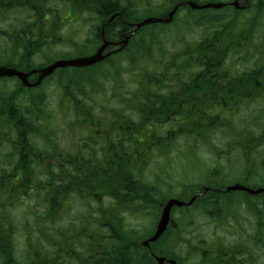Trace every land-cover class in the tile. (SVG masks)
Wrapping results in <instances>:
<instances>
[{
  "label": "trees",
  "instance_id": "obj_1",
  "mask_svg": "<svg viewBox=\"0 0 264 264\" xmlns=\"http://www.w3.org/2000/svg\"><path fill=\"white\" fill-rule=\"evenodd\" d=\"M185 1L0 0L1 66L27 72L52 62L49 53H59L53 50L58 43L69 46L74 55H63L71 58L91 54L103 39L117 43L129 35L125 46L104 59L57 68L36 87L23 86L15 76L0 77V145L10 144L0 155V264H72V256L79 264H156L152 255L172 256L158 247L161 242L169 247L170 226L148 247L141 242L170 197L187 201L201 194L172 207L185 225L199 210L219 222L236 219L244 208L255 216V229L264 231V191H225L222 165L196 167L203 164L200 149L217 133L222 144L209 152L228 159L236 149L244 161L240 183L264 188V108L235 121L242 107L264 98V0H249L244 9L229 4L232 0H194L225 3L216 9H192ZM175 5L172 21L148 23L130 34L136 22L164 17ZM65 15L91 24L81 39L60 36ZM191 29L200 30L198 38L187 37ZM255 32L263 34L259 42ZM237 54L245 62L257 56L256 62L236 71L227 60ZM36 58L46 62L37 64ZM9 80L16 83L7 87ZM48 89L63 98V110L68 109L63 116L74 128H88L75 150L60 144L56 119L44 107ZM181 157L190 163L185 178L171 171ZM253 179L259 183L249 185ZM29 187L43 223L35 230L24 227L21 261L13 208ZM71 204L83 212L70 220L89 225L53 235ZM126 214H151L152 225L143 232L129 228ZM91 247L102 250L88 252ZM216 258L206 254L203 261L215 264Z\"/></svg>",
  "mask_w": 264,
  "mask_h": 264
},
{
  "label": "rangeland",
  "instance_id": "obj_2",
  "mask_svg": "<svg viewBox=\"0 0 264 264\" xmlns=\"http://www.w3.org/2000/svg\"><path fill=\"white\" fill-rule=\"evenodd\" d=\"M190 1H193L196 4H198L194 0H190ZM263 21H264V17H263ZM63 25L64 26L61 28L60 31L61 34L60 36L64 35L65 38L79 40L84 36L85 31L90 27L91 24L86 23L85 21H80L78 19L76 20L74 16L68 15L67 17L64 18ZM261 29L262 32L264 33V28ZM199 32H200L199 29L197 30L191 29V32L188 33L187 37L198 38ZM260 37H263V34L261 33L258 34L255 32V42H259ZM111 46H109L108 48L110 51L118 47L117 45H111ZM53 50L59 51V53H52V52L49 53L50 59L53 61L57 59H62L63 57L67 56L68 53L74 55V53L71 52L69 46L66 43L65 44L58 43ZM107 52L108 51H106L105 53ZM63 54H67V55H63ZM241 55L242 54H237V56L227 60L228 65L234 67L236 71H241L242 69L256 62L255 57L257 56H254L253 57L254 59L249 58L248 61L245 62L246 57ZM239 56L241 57L239 58ZM65 58H70V57H65ZM34 61L37 64L40 63L42 64L46 62L45 59H37V58ZM28 77L30 79L33 78L32 75ZM15 83L16 82L14 80H9L7 83V87L13 86ZM46 98H47V102L44 104V107L47 105L48 107L46 106V109H48V111H52L53 116L56 119V121L53 123L55 125L54 130L56 127L58 128V132H60L61 146L69 148L71 149V151L75 150L77 144L76 141L80 138V136L83 135V132L87 131L88 128H86L85 126L74 128L73 125L70 124L69 118L67 120V118L63 116V113L68 112V109L63 110L64 100L60 95L58 96V93H54L52 89H48L46 92ZM262 108H264V98L259 99L257 102L254 103L250 102L249 106H244L241 108L242 110L238 113L237 115L238 117L236 116L235 121H237V118L239 117H247L249 115L253 116L254 113L260 111ZM36 125L39 124L35 123L34 126ZM33 138L36 140V137H33L32 135L30 139ZM5 141L7 140L5 139ZM7 142H11V141L8 140ZM220 142H222L221 135L215 133V135H213V138L209 139V141L207 142L209 144L204 145V147L200 149L202 150L201 156L203 157V160H201V162L203 164L202 166L196 165V167L201 168L203 166L204 167L208 166L213 169L214 167H218V165H222L223 173L226 172L227 175L224 176L220 184L227 186L234 183H240L239 165L243 164L244 161L239 155V152H237L236 149H232L231 152L229 153L228 159L225 158L224 154H223L224 157H222L221 155L215 156L209 152V150H212L213 145L220 146V144H222ZM3 147H5V149ZM9 147L10 144L3 142V144L0 145V155L3 156L6 153L5 150L9 149ZM205 149L208 152H206ZM181 159L182 162L176 161L175 164L172 165L173 168L171 169V171L176 177L185 178L186 174L188 173L187 171L189 170L190 163L188 162L187 158L181 157ZM176 160H180V159L176 158ZM168 164L171 166V161L168 162ZM35 172L36 174L40 172L38 166L35 167ZM200 179H204V178L200 177ZM252 183L257 184L259 183V180L253 179L249 185H252ZM26 191H27L26 194L21 197L18 206L13 208L14 219L16 221V226H17V234L15 235L16 238L13 239L16 245V256L21 261L23 260L21 253L24 252L25 250V242H26L25 238L27 236V234L24 232V227L27 228L29 225L33 227V229L35 230L37 227L41 228L43 223V219L36 216L40 211V209L35 206L36 199L33 197V190H31L29 187ZM240 191L245 192L244 190H240ZM235 195H237V193ZM189 200H191V198ZM189 200H187L186 202H188ZM80 210L72 204L67 206L64 209V212L62 213L63 215L61 214L60 221H58L57 226L59 227V230L53 235H64L65 233L64 232L61 233L62 232L61 229L65 230L68 226L71 225L77 226L80 224L82 227L85 225H89V224H85L83 221H78L76 219L70 220L71 218H75V216H78L80 212H83L81 208ZM161 210L162 209H160L158 212L155 213L156 214L155 224L159 219ZM198 213L199 214L196 216L192 224L185 225L182 221L178 219V215H179L178 210L174 212H171L170 210L168 226H170V228L172 229L174 238L167 239L166 244H168L169 247H166L163 244V242H161L160 243L161 245L159 244L158 247H162L166 255H172V256L170 258H167L164 256L152 255L156 264H171L170 263L171 260L175 261L176 264H201L202 262L201 256L203 252L202 248L203 247L206 248V246L208 247L209 245L211 246V250H213L214 247H218L217 249L219 250L220 249L219 247L231 246L237 250V253L238 250L240 251L241 253L240 256H242L243 258L246 257L247 254L246 246L248 245L249 242L247 239L248 235L257 231L255 229L256 218L253 214H251L249 210L243 208L240 212V215H238L236 219L229 221L223 218L219 222L216 219L213 218L210 219L201 216V214H204L202 210H199ZM124 217H125L124 221L127 224V227L140 229V232L146 231L152 225L151 220L153 215L151 214L150 215L147 214V216L143 218L130 217L127 214ZM86 228H88V226ZM179 231L181 232L180 235L177 234L179 233ZM32 233L33 231H31V234ZM80 246L83 245L81 244ZM142 246L148 247V244L147 245L142 244ZM158 258H162V261L159 262Z\"/></svg>",
  "mask_w": 264,
  "mask_h": 264
},
{
  "label": "water",
  "instance_id": "obj_3",
  "mask_svg": "<svg viewBox=\"0 0 264 264\" xmlns=\"http://www.w3.org/2000/svg\"><path fill=\"white\" fill-rule=\"evenodd\" d=\"M248 3V0H244V4L240 5L238 0H233L231 4L235 6L236 8H243ZM184 4H188L192 8H219L224 5L222 2H206L203 4H196L193 1H185ZM178 5H175L164 17H155V16H148L146 18H143L141 21L134 24L133 28L130 30V34L134 33L136 29L139 27L146 25L148 23L152 22H164L168 23L173 19V15L176 12ZM129 38V35L125 36L121 41V46L126 45L127 40ZM109 44V42L103 40L102 43L97 47V49L90 55L87 56H81V57H73L68 59H59L51 62L50 64L41 67V68H35L31 69L29 72H23L19 71L17 69L6 67V66H0V77L1 76H17L21 83L24 86L32 87L36 86L41 79H43L45 76L51 74L56 68L66 67V66H75V67H84L92 65L100 60H102L106 55L109 53H103L104 48ZM115 44V43H114ZM119 47V48H120ZM36 73L37 78L34 82H28L27 77L30 74ZM227 190H235V189H242L245 190L251 194L258 193L260 191H264L263 188H257V189H251L249 187H245L239 184L230 185L226 188ZM195 197H193L188 202H183L177 198H169L164 205L162 206V210L159 216V219L156 223L155 229L152 233V235L147 238L146 240L142 241L143 245H147L150 241H155L157 238L165 231L167 224L169 222V213L173 206H182L190 204ZM159 262L162 261V258H158ZM171 264H176L175 261L171 260Z\"/></svg>",
  "mask_w": 264,
  "mask_h": 264
},
{
  "label": "flooded vegetation",
  "instance_id": "obj_4",
  "mask_svg": "<svg viewBox=\"0 0 264 264\" xmlns=\"http://www.w3.org/2000/svg\"><path fill=\"white\" fill-rule=\"evenodd\" d=\"M243 0H240L242 3ZM101 34H103V31L101 30ZM115 43V42H113ZM119 43V42H117ZM111 46V45H109ZM109 46L105 49L106 51H110L108 48ZM246 237V236H244ZM248 245L246 246L247 254L246 257L243 258L240 253V251L234 249L231 246H225V247H219L220 249L218 250V247H214L213 250H211V247H209V252L206 250V248H202V256H201V264H214L211 262L204 263L203 260L206 259V254H209V258L214 255H217V261L215 264H264V231H255L252 234L248 235ZM80 250H83V248H79ZM96 251V250H102L101 248L97 247H91L88 248V252L90 251ZM237 254V255H236ZM89 256V255H88ZM87 256V257H88ZM60 258V257H59ZM72 260V264H79L77 263L76 259L74 256L69 257ZM68 258V259H69ZM209 260V259H208ZM58 262H60V259H57ZM226 261V263H225Z\"/></svg>",
  "mask_w": 264,
  "mask_h": 264
}]
</instances>
